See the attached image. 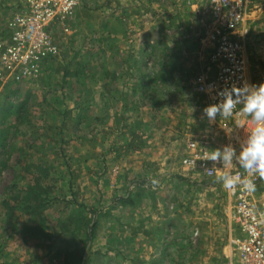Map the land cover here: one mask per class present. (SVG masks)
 Returning a JSON list of instances; mask_svg holds the SVG:
<instances>
[{
  "label": "rangeland",
  "instance_id": "1",
  "mask_svg": "<svg viewBox=\"0 0 264 264\" xmlns=\"http://www.w3.org/2000/svg\"><path fill=\"white\" fill-rule=\"evenodd\" d=\"M16 2L0 0V39ZM241 28L251 70L258 66L264 73V1L248 11ZM53 40L58 55L45 60L34 77L0 83V264H85L76 259L83 243L108 234L100 221H118L112 234L128 236L131 223L147 212L148 227L156 221L152 214L161 218L154 264H223L235 233L216 180L191 173L190 182L166 180L161 190L125 201L111 194L110 167L127 151L114 142L123 134L127 111L154 105L161 149L178 144L187 124L194 132L206 128L202 107L193 109L200 99L189 82L211 45L193 10L174 0H87ZM134 44L155 50L144 58L139 54L131 69ZM105 45L110 51L103 53ZM108 56L123 64L124 84L112 91L122 108L115 113L104 100L103 109L99 100L86 113L80 98ZM138 232L129 236L152 243L151 232ZM88 233L92 238L85 241Z\"/></svg>",
  "mask_w": 264,
  "mask_h": 264
},
{
  "label": "built area",
  "instance_id": "2",
  "mask_svg": "<svg viewBox=\"0 0 264 264\" xmlns=\"http://www.w3.org/2000/svg\"><path fill=\"white\" fill-rule=\"evenodd\" d=\"M87 0H17L6 23L5 36L0 39V83L22 82L34 77L42 63L58 55L53 40L55 31H67V21ZM189 6L198 18L211 52L205 65L191 78L192 95L200 100L194 109L223 102L222 89L243 84L264 83L258 66L251 70L247 55L245 32L241 27L248 11L264 0H174ZM201 34V32H200ZM201 41H204L200 39ZM219 113L214 120L205 116L206 128L194 132L185 125L180 134V150L175 162L192 174L216 180L227 196L228 213L234 233L229 235L223 264H264V179L254 177L256 191L248 193L237 187L230 191L222 186L220 173L208 175V168L221 169V161L206 160L211 150L232 147L237 154L251 125L250 118ZM235 164V160L233 161ZM233 172L248 174L235 167Z\"/></svg>",
  "mask_w": 264,
  "mask_h": 264
},
{
  "label": "crops",
  "instance_id": "3",
  "mask_svg": "<svg viewBox=\"0 0 264 264\" xmlns=\"http://www.w3.org/2000/svg\"><path fill=\"white\" fill-rule=\"evenodd\" d=\"M154 50V47H152V49L139 50L138 45H132L131 53L134 54V61L129 63L131 69L136 67L135 58H137L139 54H142V58H144L146 54L151 51L154 52ZM108 51H110L109 46L105 45L102 52L105 53ZM151 64L152 63L149 62L145 66L150 68ZM122 67L123 64H120L118 61H112L109 59V56L101 61L100 73L95 75L94 78L91 76V78L87 80L90 90H86L84 97L80 98V100L84 101L83 106L86 113L96 110L97 105L95 106V104L99 100H101V102L107 100L110 102V107L114 104L116 108L114 111L115 113H117L116 111H118L119 108H122L116 105L118 96L115 95V97H112L113 89H116L120 84H124L123 80L125 77L121 73ZM118 68H120L119 71ZM132 73L136 74L134 71H132ZM132 80V83L136 82L137 77H133ZM142 80L143 78H141L140 82ZM158 82H161V80L159 79ZM145 105L146 106L143 108L139 107L135 111L132 109L125 113V115H129V118L124 122L123 134L116 137L114 141L116 147L122 146L127 149L126 152L118 156V161L116 160L115 166L110 167L109 173L112 174L111 181L113 184L111 194H113V196H120L121 199H117L119 201H125L141 193L161 190L162 188H160L159 185L167 183L166 180L179 179L181 181L190 182L189 175L191 172L175 162L176 155L180 150L179 140L178 144L177 141L176 143L170 142L169 147L165 145L164 148L161 149L155 138V129L157 127L151 116L154 105L150 106L149 102ZM102 107L105 109V103L103 102ZM107 107L110 109L109 106ZM125 131H128L127 135ZM125 135L128 137L127 139ZM107 192H109V190L102 192V200L108 196L107 194L109 193ZM142 213L144 214L145 212H140L139 214ZM152 215L156 221L150 224L151 227H148V223H150V219H148L150 214L148 212L145 213L144 217L142 216L138 219V223L136 221L132 222L133 219L130 220V222H132L130 234L138 230V234L141 232L140 235L152 233V236H150L152 243L148 244V246H145L148 241L145 238H142V240L140 237H135L133 235L129 236V233L128 236L122 235V231L120 232L121 236L113 235L111 230L114 229L113 226H118V221H100V226L105 223L107 227H109V229H107L108 234L93 237V239H91L92 237L90 238L91 242L87 243L85 247V256L83 258L85 264H154L157 261L156 254L161 242L159 236L155 235V233H160L162 226L160 222L161 218L157 219L155 214ZM142 247H144L143 250ZM131 250H134V253Z\"/></svg>",
  "mask_w": 264,
  "mask_h": 264
},
{
  "label": "clouds",
  "instance_id": "4",
  "mask_svg": "<svg viewBox=\"0 0 264 264\" xmlns=\"http://www.w3.org/2000/svg\"><path fill=\"white\" fill-rule=\"evenodd\" d=\"M218 95L223 96L222 103L210 104L202 110L209 120H214L218 113L228 118L240 105L242 107L238 114L250 118L248 123L251 127L238 154L229 146H225L223 151H209L206 160L221 161L223 168H208L205 172L208 175H212L214 171L219 172L222 186L227 190L235 191L240 187L245 192L254 193L256 183L251 177L258 174L259 178L264 179V83L232 86L230 89H222ZM235 167L243 169L248 175L242 177L239 172L234 173Z\"/></svg>",
  "mask_w": 264,
  "mask_h": 264
},
{
  "label": "trees",
  "instance_id": "5",
  "mask_svg": "<svg viewBox=\"0 0 264 264\" xmlns=\"http://www.w3.org/2000/svg\"><path fill=\"white\" fill-rule=\"evenodd\" d=\"M121 201V200H120ZM91 238V234H87L86 235V240L85 241H87V240H89ZM85 247H86V243H83V247H82V249H79V251H78V255H77V261H82V259H83V254L85 253Z\"/></svg>",
  "mask_w": 264,
  "mask_h": 264
}]
</instances>
